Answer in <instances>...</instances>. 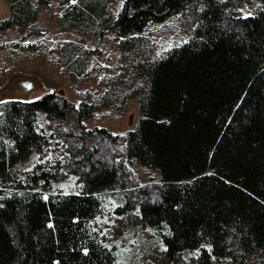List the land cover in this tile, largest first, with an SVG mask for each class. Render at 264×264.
Listing matches in <instances>:
<instances>
[{"label": "trees", "instance_id": "1", "mask_svg": "<svg viewBox=\"0 0 264 264\" xmlns=\"http://www.w3.org/2000/svg\"><path fill=\"white\" fill-rule=\"evenodd\" d=\"M51 1L5 0L0 31L33 22ZM55 1L61 31L128 37L123 50L174 15L190 38L125 70L130 93L138 79L145 91L140 119L123 134L87 128L95 104L55 91L0 100V264H114L113 236L96 219L114 205L117 214L139 207L175 264H264V0H125L118 14L109 0ZM60 51L74 75L85 73L77 44ZM39 113L62 125L68 160L44 159ZM34 153L39 161L20 174ZM126 159L160 180L140 185ZM67 167L74 183L61 188Z\"/></svg>", "mask_w": 264, "mask_h": 264}, {"label": "rangeland", "instance_id": "2", "mask_svg": "<svg viewBox=\"0 0 264 264\" xmlns=\"http://www.w3.org/2000/svg\"><path fill=\"white\" fill-rule=\"evenodd\" d=\"M124 1L109 0L108 7L118 14ZM257 5L256 1L241 8L246 14L249 8ZM64 11L57 1L52 0L48 7L40 9L33 22L0 31V100H34L55 91L76 104L82 101L95 104L93 115L85 120L87 128L105 127L115 134H123L140 119V103L145 91L144 82L138 79L135 87L139 90L130 93L132 87L126 85L130 80L125 70L137 61L154 60L187 42L190 36L182 26L181 17L174 15L163 22L149 23L143 32L133 35L140 38L134 48L123 50L120 42L128 37L119 39L114 33H107L98 42L77 28L61 31L59 17ZM8 16L9 7L5 0H0V23ZM65 42H74L81 48L87 64L85 73L74 75L68 69L60 51V45ZM122 74L124 77L120 80ZM38 123L48 136L44 159L59 156L68 160L69 146L60 134L62 125L49 121L42 113L38 114ZM37 161L39 156L34 153L19 165L18 172L23 174ZM126 163L140 185L160 180L157 169L134 159H126ZM66 169L67 176L61 188L74 183L73 175L68 167ZM4 191L3 186L0 195ZM118 206H125V201ZM114 207L107 208L96 218L113 236L114 264H175L165 256V245L158 230L142 223L139 207L129 208L124 214H117ZM180 264L189 263L183 259ZM236 264L258 263L246 258Z\"/></svg>", "mask_w": 264, "mask_h": 264}, {"label": "water", "instance_id": "3", "mask_svg": "<svg viewBox=\"0 0 264 264\" xmlns=\"http://www.w3.org/2000/svg\"><path fill=\"white\" fill-rule=\"evenodd\" d=\"M28 87L30 88L31 87V84H29Z\"/></svg>", "mask_w": 264, "mask_h": 264}]
</instances>
